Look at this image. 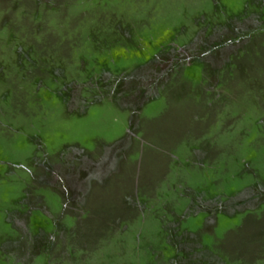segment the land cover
<instances>
[{
	"label": "rangeland",
	"instance_id": "374dc122",
	"mask_svg": "<svg viewBox=\"0 0 264 264\" xmlns=\"http://www.w3.org/2000/svg\"><path fill=\"white\" fill-rule=\"evenodd\" d=\"M0 264H264V0H0Z\"/></svg>",
	"mask_w": 264,
	"mask_h": 264
}]
</instances>
